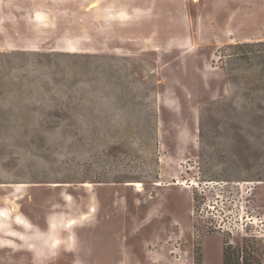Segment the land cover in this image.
<instances>
[{
	"label": "rangeland",
	"instance_id": "obj_1",
	"mask_svg": "<svg viewBox=\"0 0 264 264\" xmlns=\"http://www.w3.org/2000/svg\"><path fill=\"white\" fill-rule=\"evenodd\" d=\"M256 42L264 0H0V264H264Z\"/></svg>",
	"mask_w": 264,
	"mask_h": 264
},
{
	"label": "trees",
	"instance_id": "obj_2",
	"mask_svg": "<svg viewBox=\"0 0 264 264\" xmlns=\"http://www.w3.org/2000/svg\"><path fill=\"white\" fill-rule=\"evenodd\" d=\"M230 48L237 49V58L240 60L245 61H253L256 62L261 68V72L264 75V43L263 42H256V43H237L231 45ZM261 74V73H260ZM250 117L254 118V114H251ZM67 121L71 124H81V114H78V119H75L74 116L67 117ZM227 245L223 243L222 245V258L221 264H252L250 262V258L248 256L249 248H243L241 251V255H237L235 257L232 253L227 252L226 250ZM255 255L258 253L257 250H253ZM256 258V256H255Z\"/></svg>",
	"mask_w": 264,
	"mask_h": 264
},
{
	"label": "crops",
	"instance_id": "obj_3",
	"mask_svg": "<svg viewBox=\"0 0 264 264\" xmlns=\"http://www.w3.org/2000/svg\"><path fill=\"white\" fill-rule=\"evenodd\" d=\"M222 244H223V243L221 242V258H222Z\"/></svg>",
	"mask_w": 264,
	"mask_h": 264
},
{
	"label": "bare ground",
	"instance_id": "obj_4",
	"mask_svg": "<svg viewBox=\"0 0 264 264\" xmlns=\"http://www.w3.org/2000/svg\"><path fill=\"white\" fill-rule=\"evenodd\" d=\"M93 209L91 208L90 211H92Z\"/></svg>",
	"mask_w": 264,
	"mask_h": 264
}]
</instances>
